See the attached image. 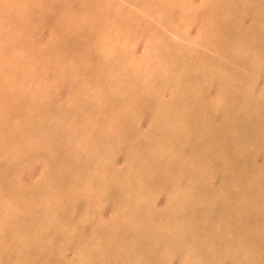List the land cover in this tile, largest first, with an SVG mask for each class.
Masks as SVG:
<instances>
[{
  "label": "rangeland",
  "instance_id": "374dc122",
  "mask_svg": "<svg viewBox=\"0 0 264 264\" xmlns=\"http://www.w3.org/2000/svg\"><path fill=\"white\" fill-rule=\"evenodd\" d=\"M0 264H264V0H0Z\"/></svg>",
  "mask_w": 264,
  "mask_h": 264
},
{
  "label": "bare ground",
  "instance_id": "6f19581e",
  "mask_svg": "<svg viewBox=\"0 0 264 264\" xmlns=\"http://www.w3.org/2000/svg\"><path fill=\"white\" fill-rule=\"evenodd\" d=\"M179 41H180V40H179ZM77 135H78V134H77ZM93 144H94V143H93ZM94 145H95V144H94ZM94 145H93V146H94ZM95 147H96V146H95ZM99 147H100V146H99ZM99 147H98V148H99ZM101 148H102V146H101ZM100 150H101V149H100ZM103 150H105V149L103 148ZM139 156H140V155H139ZM104 162H105V161H104ZM141 164H142V163H141ZM142 165H143V164H142ZM117 206H118V205H117ZM120 216H121V215H120ZM132 222H133V221H132ZM152 252H153V251H152ZM172 262H173V261H172Z\"/></svg>",
  "mask_w": 264,
  "mask_h": 264
}]
</instances>
